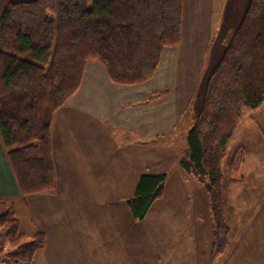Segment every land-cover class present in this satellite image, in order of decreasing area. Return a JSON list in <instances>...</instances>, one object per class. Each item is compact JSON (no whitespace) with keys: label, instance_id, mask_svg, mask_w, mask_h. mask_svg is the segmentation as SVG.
<instances>
[{"label":"crops","instance_id":"crops-1","mask_svg":"<svg viewBox=\"0 0 264 264\" xmlns=\"http://www.w3.org/2000/svg\"><path fill=\"white\" fill-rule=\"evenodd\" d=\"M250 1L216 0L217 11L212 6L207 9L210 22L216 13L214 37L208 49L199 54L202 57L206 52L198 69L202 74L195 89L182 94L187 99L181 113L179 75L188 72L194 48L201 43L199 35L205 33L204 27L199 30L201 9H194L187 29L189 47L183 50L185 0H181L180 42L162 49L146 80L115 83L101 63L87 61L78 88L52 119V189L22 195L0 139V198L13 201L15 217L24 232L40 231L45 237L35 264H207L209 234L204 235L203 247L196 246L193 254L176 249L177 244L189 247L202 238L198 219L201 213L209 217L204 186L181 167L176 147L168 149L172 158L148 151L163 147L159 140L176 131L185 111L189 122L198 115L208 79ZM254 126L259 134L248 135L240 146L243 176H230L224 183L229 226L227 249L220 257L228 260L224 264L244 249L249 253V264L264 261V119L255 121ZM149 159L157 163L149 165ZM163 160L164 168L160 164ZM146 172L166 173L163 194L144 218L136 221L126 199L133 195L138 177ZM166 202L176 209L161 210ZM149 217L161 233L145 228ZM162 229L175 230L180 239Z\"/></svg>","mask_w":264,"mask_h":264},{"label":"trees","instance_id":"trees-1","mask_svg":"<svg viewBox=\"0 0 264 264\" xmlns=\"http://www.w3.org/2000/svg\"><path fill=\"white\" fill-rule=\"evenodd\" d=\"M181 39V0H0V139L22 195L54 187L51 123L78 88L84 66L97 60L110 79L134 84L149 78L162 49ZM264 102V0H251L212 71L202 107L185 134L180 165L205 188L211 225L207 264L225 253L221 163L242 113ZM243 151L234 152L237 177ZM166 173H144L126 199L130 215L144 218L163 194ZM12 200L0 198V264H35L45 246L37 231L21 230Z\"/></svg>","mask_w":264,"mask_h":264},{"label":"rangeland","instance_id":"rangeland-1","mask_svg":"<svg viewBox=\"0 0 264 264\" xmlns=\"http://www.w3.org/2000/svg\"><path fill=\"white\" fill-rule=\"evenodd\" d=\"M210 6H212V9L214 11L215 10L217 11L218 6L216 4V0H185V17H184L185 37H184V43H183V50H186L189 47V37L187 35V29H188L189 24H191L190 14L192 15L193 13H195L194 9H201V27H200V23H199V30L201 29V31H202V27H204L205 33H203L204 37H203L202 32L199 35V40L201 43L198 45V42H197V45L194 48V53L192 55L193 57H191L192 62L189 65L188 72L184 71L185 73L183 72V75H182V72L179 75L178 91L181 93V97L178 98L179 112H180V110L181 111L183 110L184 100L187 99V98L183 97L182 94L185 95L187 93H191V91H193V89H195V86L200 79V75L202 74V70L198 71V69L201 66V60L204 59L206 52H204V56H202V57L199 54L202 53L204 48L208 49V47L210 46V44L213 41L215 25H216V13L213 12L211 22L208 21L207 16L209 15V13H207V9H210ZM208 12H209V10H208ZM206 13H207V15H206ZM206 20H207V22H206ZM201 35H202V41H201ZM187 114H188V110L185 111L183 114H181L180 121L177 125L175 132H173V133L169 134L167 137H164V138L159 140V142L163 145V147L161 149H159L157 151H156V149H153V150H150L148 152L151 153L153 156L159 155V157H166L167 155H169L170 158H172L173 155L171 154V152L169 153L168 149L176 147L175 154L178 155L180 159L186 158L187 157V153H186L187 152V145H186V140H185V134L190 127V124H189L190 122H189V120L186 119ZM262 119H264V102L255 109H249V110L244 111L242 113V115L240 116L238 123L236 125V128L233 132V135L230 137V139L228 140V142L226 144V156L221 163V168H222L221 171L223 174V181H224L225 185L229 181V178H230V175H229L230 162H231V159H232L234 152L236 151L237 148H239L240 146H243V143H244V141H246V138L248 137V135H252V134L258 135L259 134V133H257L258 129L254 126V124H255V121H259ZM262 130H264V128H262ZM184 149H185V153H183ZM148 161L151 163L149 165H153V164L157 163L156 161L153 162L152 159H149ZM160 164L161 165L164 164V160L161 161ZM161 167L164 168V165H162ZM169 170H171V168H169ZM149 171H154V170H149ZM146 173H149V172H146ZM241 176H243L242 172L240 174V177ZM203 193H205V188H203ZM223 201H224V194H223ZM197 202H199V196H197ZM160 207H161V210L169 209V208L170 209L172 208L174 210L176 209L174 206H170L168 202L162 204ZM225 209L226 208L224 206V217H225V221H226ZM228 211L230 214L231 213L230 207H228ZM13 215L15 216V211H14ZM200 216L201 217H199L198 222L202 228V233H203L202 238L197 243L196 242L191 243L189 246L190 248L188 247V245H186V247H183V244L179 246L176 243L177 244L176 245L177 251H181V252L185 251V255H186V254H189V250H191V254H193V251H195L196 246L197 247H200V246L203 247V244L205 242V239H204L205 234H206V236H207V234H209V237H210L209 239H211L210 219H209V217H208V219H206L203 213H201ZM19 217L22 220V216H19ZM239 218H241V217H239ZM226 223H227V221H226ZM145 228L149 231L152 229V231L154 233L156 231L161 233V230L160 231L158 230L157 223L153 222V220L150 217L148 219V223H146ZM162 230L170 231V233L175 234V238L177 241H178V239H180L179 236L176 234L175 230H174V232H173V230H166V229H162ZM246 230L247 229H243L242 231L246 232ZM182 239L183 238H181V240ZM2 241L4 243V246L7 248L8 243L6 241L4 232L1 229L0 230V243H2ZM209 245H210V241H209ZM226 249H227V247H226ZM224 258H226V257H224ZM248 258H249V253H247V250L244 249L241 252L236 253V255L233 256L231 261H229V263H227V264H249ZM216 262H218V263L220 262V264H224V263L228 262V260L224 259L221 261L219 258L216 260ZM216 262L214 264H217ZM259 264H264V261L261 260V262Z\"/></svg>","mask_w":264,"mask_h":264}]
</instances>
